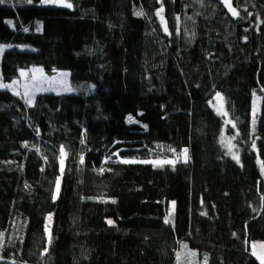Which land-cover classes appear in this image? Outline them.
Segmentation results:
<instances>
[{
  "label": "trees",
  "instance_id": "obj_1",
  "mask_svg": "<svg viewBox=\"0 0 264 264\" xmlns=\"http://www.w3.org/2000/svg\"><path fill=\"white\" fill-rule=\"evenodd\" d=\"M68 2L0 3L3 82L39 66L93 86L31 106L0 90V264H250L264 242V0H234L236 18L216 0Z\"/></svg>",
  "mask_w": 264,
  "mask_h": 264
},
{
  "label": "rangeland",
  "instance_id": "obj_2",
  "mask_svg": "<svg viewBox=\"0 0 264 264\" xmlns=\"http://www.w3.org/2000/svg\"><path fill=\"white\" fill-rule=\"evenodd\" d=\"M2 45V44H1ZM2 51H0V58H1ZM40 71H35V70ZM23 73V75H22ZM66 73L67 75H63ZM70 74L68 71H55L53 74H46L43 72L41 67L34 66L30 67L29 69H22L19 72L18 78L14 79L12 82H3L1 75H0V85H8L9 87H0V90H9L13 94L17 95L19 98H22L26 105L31 106L34 102V98L39 93H81L86 94L93 89L92 85H88L86 83L81 84H71L68 85V78ZM31 100V103L28 101ZM260 102L261 97L257 94L253 96L252 99V107H251V123L252 125L255 124L256 115L260 111ZM212 105L217 113L222 116L225 126H231V121L228 118L227 114H225V108L223 104V100L214 99L212 101ZM255 109V112H254ZM224 146L228 151L229 156L233 158L234 155L238 156L239 162V154L236 150L235 143L233 141V137H229L228 135H223ZM187 148H183L182 151ZM182 151L179 154H176V158L180 161L186 162L188 160V149H187V160H185L184 156L182 155ZM61 159H65V155L61 157ZM237 162V159H234ZM172 161V160H170ZM238 162V163H239ZM260 163V162H259ZM260 168L263 171V168L260 163ZM60 170L62 172L61 162H60ZM59 178V190L57 191V184L55 189V198H58L59 193L61 191V187L63 185V176L60 174ZM173 208V204L171 206ZM170 207V208H171ZM55 211L51 212L46 218L45 229L47 227L48 232L45 230L47 244L46 247L49 248L51 242H49V233L51 237V241L53 239V230L55 225ZM264 242L262 240H252L250 242V257L251 261L250 264H261V260L264 259ZM255 253V254H254ZM47 264H51V261L48 260Z\"/></svg>",
  "mask_w": 264,
  "mask_h": 264
},
{
  "label": "snow or ice",
  "instance_id": "obj_3",
  "mask_svg": "<svg viewBox=\"0 0 264 264\" xmlns=\"http://www.w3.org/2000/svg\"><path fill=\"white\" fill-rule=\"evenodd\" d=\"M3 2H4V0H0V3H3ZM28 2L31 3V0H28ZM45 2H48V3H62V4H64V6H67V7H71L72 6L71 3L68 2V0H41V3H45ZM225 3L228 4L229 3V0H225ZM232 11H233V14L235 15L236 14L235 11L234 10H232ZM162 13H163V7H161L160 9L157 10V15H159L161 17V23L164 25V31L167 32L168 31L167 25H166V22L163 19ZM136 15H143V13L142 12H137ZM8 23H11V21H8ZM25 30H27V29H25ZM37 30L39 31V28H37ZM5 47H10V46L0 45V51H3V49ZM35 71H40V70L37 69ZM22 75H23V73H22ZM63 75H67V74L64 73ZM0 87L7 88L9 86L8 85H0ZM216 97H217V99H220V100L223 99L221 97V94L220 93H217L216 94ZM28 102L31 103V100H29ZM254 112H255V109H254ZM253 147H255V142H253ZM170 151H175V150L174 149H170ZM64 155H65L64 148H63V146H61V157H63ZM182 155L184 156L185 160H187V149H184L182 151ZM233 158L234 159H237V162H239V159H238V156L237 155H234ZM123 162H125V163L133 162L134 163L136 161H123ZM142 162L143 163H149V161H142ZM81 163H83V156H81ZM152 163H154V165H156V164H162V163L173 164L175 162L169 160V161H163V162H161V161H155V162H152ZM61 167H63V159H61ZM262 167H264V166H262ZM101 171H103V169H101ZM58 190H59V178H57V191ZM172 203H173V205L175 204V202H172ZM170 216H171V213H169V218H170ZM169 218H166V220H165L166 223L168 222ZM108 223L111 224V223H113V221L109 220ZM45 230H46V232H48L47 227H46ZM49 242H51L50 233H49ZM262 247H264V245H262ZM261 264H264V259L261 260Z\"/></svg>",
  "mask_w": 264,
  "mask_h": 264
},
{
  "label": "water",
  "instance_id": "obj_4",
  "mask_svg": "<svg viewBox=\"0 0 264 264\" xmlns=\"http://www.w3.org/2000/svg\"><path fill=\"white\" fill-rule=\"evenodd\" d=\"M222 7L223 9L226 11V13L231 17V18H236L237 17V10L234 7V0H229V3L226 4L225 0H216ZM59 5H62V3H57ZM231 9V10H230ZM235 11V15L233 14V11Z\"/></svg>",
  "mask_w": 264,
  "mask_h": 264
}]
</instances>
